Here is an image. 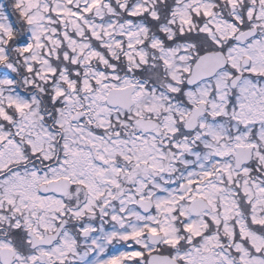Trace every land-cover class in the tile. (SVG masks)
I'll list each match as a JSON object with an SVG mask.
<instances>
[{
    "label": "snow or ice",
    "instance_id": "obj_1",
    "mask_svg": "<svg viewBox=\"0 0 264 264\" xmlns=\"http://www.w3.org/2000/svg\"><path fill=\"white\" fill-rule=\"evenodd\" d=\"M0 264H264V0H0Z\"/></svg>",
    "mask_w": 264,
    "mask_h": 264
}]
</instances>
